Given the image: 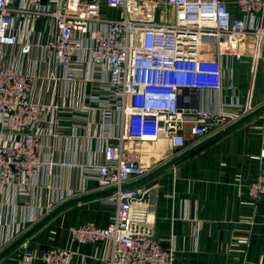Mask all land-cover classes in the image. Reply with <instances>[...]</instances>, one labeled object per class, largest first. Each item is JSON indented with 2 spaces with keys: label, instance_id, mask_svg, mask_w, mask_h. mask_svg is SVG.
Returning a JSON list of instances; mask_svg holds the SVG:
<instances>
[{
  "label": "built area",
  "instance_id": "1",
  "mask_svg": "<svg viewBox=\"0 0 264 264\" xmlns=\"http://www.w3.org/2000/svg\"><path fill=\"white\" fill-rule=\"evenodd\" d=\"M38 20L50 24L44 46L50 84L60 79L52 65L63 67L62 79L75 81L82 67L72 63L75 55L87 53L101 73L91 97L98 101V160L80 163L54 154L58 142L78 136L72 119L77 107L61 108L53 92L43 99L33 88L46 78L7 63L9 48L23 58L39 46ZM259 60H264V0H0V192L27 196L34 187L49 188L45 180L57 170H83L98 188L115 187L104 198L114 215L105 226H71V238L101 242L104 264H173V244L164 246L154 235L148 188L123 187L151 170L138 145L164 137L180 150L189 136L203 137L252 111L236 94L234 61L254 66ZM227 91L216 110L198 103L204 92ZM116 113L118 132L111 134ZM258 116L264 127V112ZM235 181L244 184L241 174ZM245 185L249 202L264 200L263 169ZM55 204L52 197L38 199V214L28 223ZM0 223L1 252L28 226L13 219ZM74 255L69 248L48 247L40 255L24 252L20 264H71Z\"/></svg>",
  "mask_w": 264,
  "mask_h": 264
},
{
  "label": "crops",
  "instance_id": "2",
  "mask_svg": "<svg viewBox=\"0 0 264 264\" xmlns=\"http://www.w3.org/2000/svg\"><path fill=\"white\" fill-rule=\"evenodd\" d=\"M34 27L35 38L39 33V46L23 58L18 56L17 48H9L7 63L20 65L36 77L46 78L41 83L36 80L33 88L34 93L39 92L43 99L53 92L52 98L61 108L77 107L78 116L72 119L77 121L78 136L58 142L57 148L53 149L54 154L80 163L91 158L98 160L102 147L98 138V101L91 97L96 90L93 80L101 73L89 63L87 53L83 57L75 55L72 63L82 66L75 81L62 79L63 67L57 65L54 68L52 65L60 79L55 80V86L52 82L51 85V80L44 77L51 66L44 47L50 38V24L47 20H38ZM234 65L239 100L253 108L262 105L264 60H259L254 66L250 62L238 61H234ZM200 95L199 104L216 110L228 96V91L219 95L214 92ZM83 105H88L90 112L82 111ZM65 119L70 120L69 117ZM119 120L118 113L111 118L108 127L111 134L118 132ZM215 132L200 138L189 136L187 144L180 150L174 151L171 143L160 137L156 141L140 142L138 151L142 160L151 167V172ZM262 169L264 127L256 115L175 165L137 184L148 188L146 200L154 221V235L164 246L173 244V264H264V200L249 202L245 185L254 181ZM237 174H241L244 184L236 183ZM46 181L49 186L51 184L49 188L34 187L27 196H14L5 189L0 192V220L13 219L28 226L26 231L35 223H28V220L31 214H38V199L52 197L55 208L70 198L103 190L98 188L93 176L78 168L57 170ZM64 194L67 195L59 199ZM105 197H92L65 207L0 258V264H20L24 252L40 255L48 247L73 250L75 255L71 264H104L106 249L102 243H78L71 238L69 228L86 222L107 225L114 215V206L104 202ZM4 199L10 203L6 205ZM4 232L0 223V235Z\"/></svg>",
  "mask_w": 264,
  "mask_h": 264
},
{
  "label": "water",
  "instance_id": "3",
  "mask_svg": "<svg viewBox=\"0 0 264 264\" xmlns=\"http://www.w3.org/2000/svg\"><path fill=\"white\" fill-rule=\"evenodd\" d=\"M264 112V103L256 108H254L252 111L246 113L245 115L241 116L234 122L228 124L224 128L218 130L217 132L213 133L212 135L208 136L201 142H198L197 144L185 149L184 151L180 152L179 154H176L160 166L153 169L151 172L146 174L145 176L140 177L137 180H134L132 182L124 184L123 187H129L133 185H137L149 178L154 177L155 175L159 174L163 170L169 168L172 165H175L176 163L180 162L184 158H186L188 155L194 153L195 151L199 150L204 145L208 144L212 140L218 138L219 136H222L223 134L229 132L230 130L236 128L237 126L243 124L247 120L251 119L252 117ZM115 190V187L112 188H106L100 191L91 192L88 194H83L80 196H76L74 198H70L68 200H65L64 202L58 204L55 208L47 212L42 218H40L37 222H35L32 226H30L23 234H21L18 238H16L13 242H11L8 246H6L1 252H0V258H2L4 255H6L9 251H11L15 246H17L19 243L24 241L31 233H33L36 229H38L41 225H43L45 222H47L50 218H52L56 213L64 209L65 207L85 200L92 197H100V196H108L112 193V191Z\"/></svg>",
  "mask_w": 264,
  "mask_h": 264
}]
</instances>
